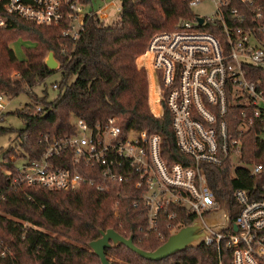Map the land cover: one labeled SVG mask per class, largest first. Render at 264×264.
Returning a JSON list of instances; mask_svg holds the SVG:
<instances>
[{"label": "trees", "instance_id": "trees-1", "mask_svg": "<svg viewBox=\"0 0 264 264\" xmlns=\"http://www.w3.org/2000/svg\"><path fill=\"white\" fill-rule=\"evenodd\" d=\"M79 1L83 5L89 0ZM120 1V14L113 23L105 22L97 10L87 12L77 39L63 34L70 22L67 14L58 23L45 24L6 11L0 1V16L7 19L0 27V93L12 97L26 93L30 98L25 106L7 110L0 119L16 113L25 123L16 143L6 148L0 159V237L21 264H101L88 246L100 236V228H115L125 236L133 232L139 247L154 250L170 235L169 222L181 227L195 218L184 205H175L169 210L176 212L174 218L160 212L156 226L151 228L142 208L133 205L138 189L132 179L129 183L114 181L109 191H102L91 185L78 189L31 185L15 181L5 172L7 168L16 171L21 161L40 158L48 146L46 136L51 140L74 132L78 117L93 124L118 115L127 128L159 133L166 161L188 160L176 145L169 109L165 106L161 115L151 110L148 75L144 68H138L136 58L153 33L175 28L193 16V8L187 0ZM21 35L33 41L24 46L22 56L13 46ZM50 51L59 63L54 69L46 64ZM246 68L264 92V68ZM56 71H60V79L55 81L56 96L50 98L46 88L36 92L34 87ZM243 106L230 94L226 115L229 142H241L240 164L233 156L221 164L201 163L208 185L232 210L238 208L236 189L244 188L259 197L264 183V168L251 176L248 167L251 163L264 164V121L240 134ZM11 128L0 124V134ZM56 160L67 165L61 158ZM117 200L119 215L114 208ZM234 218L232 214L231 220ZM106 253L115 264H234L226 239L220 249L203 241L159 260L143 257L123 243L107 247ZM6 263L0 259V264Z\"/></svg>", "mask_w": 264, "mask_h": 264}, {"label": "built area", "instance_id": "built-area-1", "mask_svg": "<svg viewBox=\"0 0 264 264\" xmlns=\"http://www.w3.org/2000/svg\"><path fill=\"white\" fill-rule=\"evenodd\" d=\"M0 1L6 11L45 24L58 23L67 14L70 22L63 34L74 39L86 14L79 0ZM187 1L193 8L204 0ZM211 1L212 11L194 12L175 28L153 33L136 58L138 68H144L148 75L151 110L161 115L165 106L169 109L176 145L188 160L166 161L159 133L127 128L118 115L93 124L78 117L74 132L51 140L46 136L48 146L40 158L18 162L16 171L7 168L5 172L15 181L31 185L71 189L91 185L102 191H109L114 181L129 183L132 179L138 189L133 205L142 208L151 228L156 226L160 212L174 218L176 212L169 210L175 205H184L195 218L202 219L224 207L230 214L229 226L221 231L210 229L204 242L220 249L226 239L234 264H264V183L259 197L244 188L236 189L238 208L232 210L217 198L201 167L202 162L221 164L228 156L240 164L241 142H229L226 115L230 94L244 104L240 134L264 121V92L246 68H264V3ZM6 23V17L0 16V27ZM53 86L57 87L56 82ZM12 98L0 93V119ZM56 158L67 165L57 164ZM248 167L255 176L264 164L251 163ZM2 199L0 192V202ZM114 208L119 215V200ZM167 227L171 234L179 225L169 222ZM0 259L7 260L6 264H21L1 237Z\"/></svg>", "mask_w": 264, "mask_h": 264}, {"label": "water", "instance_id": "water-1", "mask_svg": "<svg viewBox=\"0 0 264 264\" xmlns=\"http://www.w3.org/2000/svg\"><path fill=\"white\" fill-rule=\"evenodd\" d=\"M200 21H203L202 17ZM46 64L52 69L58 67L59 63L53 51L49 52ZM229 224V212L224 207H220L207 214L204 219L196 217L191 222L179 227L177 231L172 232L168 238L154 250H146L139 247L134 242L133 232L129 236H125L115 228H100V236L90 240L88 246L99 256L101 264H115L107 256L106 248L116 247L121 243L127 245L143 257L159 260L188 247L199 245L204 241L205 237L211 233L210 229L221 231L226 229ZM234 228L237 230L238 226L235 225Z\"/></svg>", "mask_w": 264, "mask_h": 264}, {"label": "rangeland", "instance_id": "rangeland-1", "mask_svg": "<svg viewBox=\"0 0 264 264\" xmlns=\"http://www.w3.org/2000/svg\"><path fill=\"white\" fill-rule=\"evenodd\" d=\"M83 6H84L83 12L85 13L90 12L91 10L98 11L101 7H103V12L107 13L106 16L102 13L103 20L105 22L113 23L119 17L120 10L118 9V7L121 6V1L120 0H89L87 2H83ZM213 8H214L213 2L211 0H204L201 3L193 6V10L195 13H208L212 11ZM23 38H26V36L21 35V38H19L17 41L13 43L14 48L21 56L24 53V46H26V44L31 45L28 42H33L32 40H25ZM22 40H25V42H23ZM15 74L16 72H13V75ZM58 79H60V71H56L52 74H49L46 77V79L43 82L38 83L34 87V89L36 92L41 93L46 88L49 92L50 98H53L58 93V89L53 86V82H55ZM29 101L30 98L26 93H21L18 96H14L12 98V104L9 105V110L13 111L16 110L17 108L25 106V104ZM0 124L12 127L7 132L0 134V159H1L4 150L8 148L11 144L16 143L18 139L17 138L18 131L20 128L25 126V123L22 120V118L19 117L16 113H9L6 115L5 119L0 121Z\"/></svg>", "mask_w": 264, "mask_h": 264}, {"label": "crops", "instance_id": "crops-1", "mask_svg": "<svg viewBox=\"0 0 264 264\" xmlns=\"http://www.w3.org/2000/svg\"><path fill=\"white\" fill-rule=\"evenodd\" d=\"M101 10H102V11H101ZM100 11H101V12H100ZM98 12H100L101 16H102V13L105 14V15H107V13L103 12V7H101V8L98 10Z\"/></svg>", "mask_w": 264, "mask_h": 264}]
</instances>
